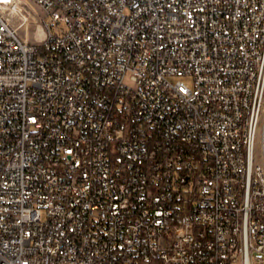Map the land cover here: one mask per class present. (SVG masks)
<instances>
[{
  "label": "built area",
  "instance_id": "1",
  "mask_svg": "<svg viewBox=\"0 0 264 264\" xmlns=\"http://www.w3.org/2000/svg\"><path fill=\"white\" fill-rule=\"evenodd\" d=\"M263 53L264 0H0V264H256Z\"/></svg>",
  "mask_w": 264,
  "mask_h": 264
},
{
  "label": "bare ground",
  "instance_id": "2",
  "mask_svg": "<svg viewBox=\"0 0 264 264\" xmlns=\"http://www.w3.org/2000/svg\"><path fill=\"white\" fill-rule=\"evenodd\" d=\"M256 70H260V84L262 90H264V53L262 55L261 63H256ZM253 112H259L258 114H253L249 118V123L246 128L247 137V151H250V156L244 157L245 165L255 166V171L257 173V181H259L262 190H264V167L256 163V141L258 138V132H260V127L262 124V115L264 113V98H262L261 105L253 104ZM262 138H264V131L261 132ZM237 242H245V234L237 235Z\"/></svg>",
  "mask_w": 264,
  "mask_h": 264
},
{
  "label": "rangeland",
  "instance_id": "3",
  "mask_svg": "<svg viewBox=\"0 0 264 264\" xmlns=\"http://www.w3.org/2000/svg\"><path fill=\"white\" fill-rule=\"evenodd\" d=\"M36 7H37V5H36ZM37 9L40 10L39 7H37ZM40 13L42 14L41 10H40ZM46 20L48 22H50V24L53 26V28L57 27L56 22L52 20L51 16H48L46 18ZM28 23H29V26L27 28H22V32L24 34H26V31L29 30V37L31 39H33V37H32L33 35L39 36V33H38V31H40L39 24L33 19H31V21ZM129 78H130V73H128V76H127V82L130 83ZM171 79L174 81H176L178 79L184 80L190 86H193V84H194L193 79L187 75H182V76L175 75V76H172ZM262 118L263 119H262V124L260 127V134L258 135V138L256 141V163H258L264 167V138H262V134H261V132L264 131V113L262 115ZM254 258H255L256 264H264V251L263 252H255Z\"/></svg>",
  "mask_w": 264,
  "mask_h": 264
}]
</instances>
